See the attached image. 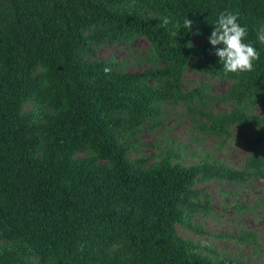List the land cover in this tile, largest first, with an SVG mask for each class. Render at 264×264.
<instances>
[{
	"label": "trees",
	"instance_id": "16d2710c",
	"mask_svg": "<svg viewBox=\"0 0 264 264\" xmlns=\"http://www.w3.org/2000/svg\"><path fill=\"white\" fill-rule=\"evenodd\" d=\"M224 11L260 52L251 72L225 74L208 41ZM262 26L264 0H0V264H264L180 233L203 235L198 186L264 178ZM139 40L130 61L98 58ZM172 113L217 146L244 130L252 151L233 168L143 143ZM230 240L257 246L253 232Z\"/></svg>",
	"mask_w": 264,
	"mask_h": 264
},
{
	"label": "rangeland",
	"instance_id": "374dc122",
	"mask_svg": "<svg viewBox=\"0 0 264 264\" xmlns=\"http://www.w3.org/2000/svg\"><path fill=\"white\" fill-rule=\"evenodd\" d=\"M148 48V43L139 40L131 47L106 46L99 50L98 58L105 59L112 56L118 60L130 61L135 56L134 51L143 53ZM130 65V64H129ZM129 68L130 72L139 71L141 67ZM204 80L200 76L189 74L186 82ZM227 84L215 83L214 93H224ZM179 113V111H174ZM156 140H166L168 143L175 142V147L180 145L188 148L183 150V157L188 163L196 162L204 152H209L212 157L224 164L240 168L246 155L251 153L248 135L244 130L236 129L232 137L225 145L217 146L216 140L209 139L190 129L189 123L184 116L170 114L165 128L161 133L150 134L146 132L142 136L145 144ZM192 155L189 151H194ZM143 152L152 153L150 148L144 147ZM197 188L203 189L211 198L209 214L196 216L193 220L197 227L202 228L203 235L196 237L194 232H180L183 236L201 242L209 243L214 249L224 252H240L241 255L255 261H264V178L254 182H242L219 184L216 181L208 182ZM242 231L253 232L257 237V246L241 247L231 242L230 238L240 235Z\"/></svg>",
	"mask_w": 264,
	"mask_h": 264
},
{
	"label": "clouds",
	"instance_id": "9594fccd",
	"mask_svg": "<svg viewBox=\"0 0 264 264\" xmlns=\"http://www.w3.org/2000/svg\"><path fill=\"white\" fill-rule=\"evenodd\" d=\"M239 14L229 11L221 12L217 18L211 35L208 41L212 46L222 45L216 48L215 55L219 57L223 64L225 74H239L251 72L254 68V62L259 60L260 52L248 41V29L242 26L239 22ZM171 23L170 19L164 17L162 26H167ZM192 25V21L183 19V24L177 22L176 28L184 27L188 29ZM257 40L261 45H264V26L257 31ZM105 73L111 71L110 68L104 69Z\"/></svg>",
	"mask_w": 264,
	"mask_h": 264
}]
</instances>
